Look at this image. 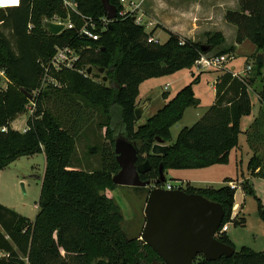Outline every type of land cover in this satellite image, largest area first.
Here are the masks:
<instances>
[{
	"label": "trees",
	"instance_id": "16d2710c",
	"mask_svg": "<svg viewBox=\"0 0 264 264\" xmlns=\"http://www.w3.org/2000/svg\"><path fill=\"white\" fill-rule=\"evenodd\" d=\"M238 1L239 9L225 15L226 22L237 29L236 44L248 41L264 50V0ZM67 2L76 4V9ZM110 2L118 11L113 21L108 20L101 0H18L0 10V70L8 80L7 88L0 91V171L22 157L43 153L46 159L40 211L34 221L0 204V252L5 254L0 264H165L140 238L126 237L121 210L107 195L108 188H117L112 181L119 172L115 138L124 136L136 143L139 162L149 161L151 170L141 177L144 181L158 180L161 164L165 173L224 164L230 151L238 147L241 120L252 113L249 88L256 77L238 78L222 71L213 105L193 126L182 129L175 142L172 127L182 121L187 109L200 106L192 84L144 124L137 126L135 114L139 88L145 81L192 69L202 56L233 54L234 47L223 48V34H206L208 41L202 44L164 29L168 40L150 44L149 38L160 27L147 33L134 15L124 13L120 0ZM44 19H58L74 27L53 36L44 29ZM89 19L96 24L97 41L79 34ZM202 45L211 50L203 53ZM66 47L79 55L75 68L53 73L62 88L49 86L35 96L56 49ZM215 49L220 51L214 53ZM263 65L256 63L257 77ZM88 67L104 69L107 82L82 74ZM258 100L259 114L245 132L251 151L247 169L252 178L264 180V85ZM31 103L35 108L28 130H14L11 125ZM52 103L60 109H51ZM85 109L100 114L98 128L105 130L111 144L89 149L91 154L101 153L102 168L93 172L74 164L78 132L87 121ZM158 141L169 147L165 156L151 155ZM244 190L253 194L246 180ZM184 191L222 205L225 219L221 228L229 223L236 194L230 185L219 189L188 185ZM256 200L264 222V207ZM218 240L233 247L235 254L211 262L201 257L194 264H264V252L248 247L236 251L226 233Z\"/></svg>",
	"mask_w": 264,
	"mask_h": 264
},
{
	"label": "rangeland",
	"instance_id": "374dc122",
	"mask_svg": "<svg viewBox=\"0 0 264 264\" xmlns=\"http://www.w3.org/2000/svg\"><path fill=\"white\" fill-rule=\"evenodd\" d=\"M182 1V0H180ZM159 4L163 16L171 17V6L178 9H183L185 5L179 4L178 0H127L124 6V13H130L135 16H141L144 12L143 25L146 27V32L150 33L151 27L149 23L154 24V29L162 28L155 17L154 8ZM139 5V8L136 7ZM170 13V14H169ZM162 16V13H161ZM173 18V17H171ZM153 29V30H154ZM160 44H164L168 40V35L163 30L155 33ZM197 42L206 44L208 37L206 35L196 37ZM220 50L215 49L213 52L218 53ZM235 53V51H234ZM259 54V49L252 43L246 41L236 51V58L226 65L227 71L231 73H240L251 65L252 71L247 73L246 77H256V82L249 88V95L251 98L252 115L255 116L259 110L258 93L262 90L264 85V65L260 71V76H256L258 71L256 65V58ZM264 54V50H263ZM229 69V70H228ZM93 74L97 73L96 69ZM222 71L211 70L208 73L199 75L198 70L194 67L188 70H182L175 75L164 76L147 80L143 83L141 88L142 97H148L152 102L143 120H139L137 126L144 124V120L148 118L151 113H154L163 102V91L168 83H171L168 89L172 94V98L184 87L192 84L195 96L200 100V106L189 110L178 127L175 126L172 130L174 140H176L182 128L191 127L195 123L193 121L194 109L202 110L213 104L215 98V91L213 85L220 76ZM199 77V82L194 83ZM179 79V80H177ZM177 80V82H173ZM182 81V82H178ZM7 88V81H0V91ZM48 91V90H47ZM171 98V99H172ZM51 109L57 110L53 103L50 105ZM59 107V105H58ZM163 108V107H162ZM34 108L29 105L26 107V112L21 115L11 126L14 130L25 132L28 130V120L32 116ZM87 120L84 127L78 132L77 136V154L75 158V165L87 171L101 170V153L91 154L89 149L94 146L110 147V140L105 135V130H99L98 123L100 122V114L85 109ZM246 119V118H245ZM249 154L248 143L245 134H240L238 147L230 151L228 162L224 164L215 165L205 169L198 170H167L166 184H170L174 188L188 187V182L193 188H203L210 186L214 189H219L225 185L231 184L237 187L235 194V202L233 208V215L229 221V231L226 233L228 237L233 239L236 251H240L243 247L251 248L255 252H264V222L259 217L258 202L256 198L260 199L264 207V181H253L251 176L247 174V156ZM243 160V161H242ZM74 162V161H73ZM46 159L43 153L31 156L22 157L8 167L0 171V204L6 207L22 210L25 217H33L31 211L38 205L42 177L45 171ZM248 178V179H247ZM249 182L253 189V194L244 190V181ZM235 182V183H234ZM151 188H131L118 186L115 189L108 188L107 195L114 200V203L120 208L123 217L122 229L127 238H140L144 225L145 214L144 210L147 203ZM21 212V211H20Z\"/></svg>",
	"mask_w": 264,
	"mask_h": 264
},
{
	"label": "water",
	"instance_id": "95a60500",
	"mask_svg": "<svg viewBox=\"0 0 264 264\" xmlns=\"http://www.w3.org/2000/svg\"><path fill=\"white\" fill-rule=\"evenodd\" d=\"M101 1L108 20H115L118 15L117 8L110 0ZM2 9L5 7L0 5V10ZM43 27L53 36L66 30L64 23L48 19L43 20ZM210 50L211 47L202 45L203 53ZM256 63L264 64L263 50L259 51ZM93 70L88 67L87 75L107 82L104 69H99L95 74ZM145 108L146 106L136 108L137 119H141ZM168 148L163 141H158L152 147L151 155L165 156ZM114 153L119 172L113 176L112 181L117 187L151 188L144 210L146 222L140 240L153 249L163 263L194 264L201 257L211 262L222 257L230 258L235 254L233 247L216 238L225 219L222 205L200 195L187 194L181 189L169 191L159 187L166 184L163 164L159 167L158 180H142L141 177L150 172L151 165L149 161L139 162L138 145L124 136L115 138Z\"/></svg>",
	"mask_w": 264,
	"mask_h": 264
},
{
	"label": "crops",
	"instance_id": "0c3cea01",
	"mask_svg": "<svg viewBox=\"0 0 264 264\" xmlns=\"http://www.w3.org/2000/svg\"><path fill=\"white\" fill-rule=\"evenodd\" d=\"M178 2H179V4H183L185 6H184L183 9H178V10H177L176 7H174V9H173L171 6H169V8L171 9V14L170 13L169 14L173 18H171V17L168 18L167 16H163V11H161V9L159 7V4H156V6L153 7L154 8L153 9L154 10L153 14L156 17L158 24L160 26L162 25V28H158L157 31H159V30H163L164 31V29H166V30L172 31L174 33H177V34L181 35L182 37L191 39V40L196 41V42H197V39H199V38H196V37H201V36H204L206 34L222 33L223 36L225 37V40H226L225 44L223 45V48L227 49V48L234 47L235 48V53H233V55H235L237 49L243 45V44L242 45H237L236 44L237 29H236L235 26L227 23L226 20H225V15H226V12L228 10H238L239 9V1L238 0H182V1L178 0ZM161 13H162V16H161ZM145 15L146 14L144 12L142 13V11H141L142 18H145ZM152 25L154 26L153 22H152ZM153 26L151 27V30L154 29ZM155 35L156 34H154V38L156 37ZM155 39L158 41L157 38H155ZM208 72H210V70L209 71H205L203 73H208ZM214 72H216V71H214ZM203 73H201L199 75H202ZM217 79H216V81H217ZM177 80H179V79H177ZM177 80H175L173 82H177ZM178 82L180 83L182 81H178ZM142 85H143V83L140 85V87ZM170 86H172L171 83H168L165 86V90L163 91L162 96L164 94H167V99L166 100L163 99L162 104L159 106L161 108L164 107L165 104L169 100H171V98H172V94H171V92L168 89ZM212 88L215 91L214 93H215V96H216L215 86L213 85ZM257 98H258V96H257ZM214 101H215V98H214ZM258 102H259V100H258ZM137 104L139 105V107H143V106L145 107L146 106V108H145V110H144V112L142 114L141 119H139V120H143V118L146 115L148 109L151 107L152 102L149 100L148 97H145V98L142 97L141 88H139V97L137 99ZM212 105H210L209 107H207L205 109H202V110L201 109L200 110L194 109V111H193L194 115H193V120H192L193 122L192 123H196ZM252 106H253V104H252ZM161 108H158L157 110H154L156 112L151 113L148 116V118H146L144 120V123L147 121V119H149L154 114H156ZM191 109L193 110V108H189V109L186 110L184 117L186 116L188 111L191 110ZM252 111H253V109H252ZM259 111H260V104H259L258 113L255 116L253 115L251 118H249L252 115V113H251L250 116H246V117L242 118L241 123H240L242 134H245V132L250 127V125L254 122V120L256 119V117L259 114ZM184 117H183V119H184ZM183 119L178 124L183 122ZM178 124H176V125H178ZM175 126L172 127L171 134H172V130H173V128H175ZM178 127H179V125H178ZM184 128H186V126ZM184 128H182V129H184ZM181 130H180V132H181ZM172 140H173V142L176 141V140H174L173 135H172ZM248 149H249V146H248ZM249 154H250V156L248 155V153L246 154L247 159L249 157L248 162H249V160L251 158L250 149H249ZM248 162H247V167H248ZM247 174L250 176V174L248 172V169H247ZM252 180L253 181H256V180L264 181L263 179H258V178H252ZM187 184L191 185V183L188 182V180H187ZM208 188H212V187L207 186V187H203L201 189H208ZM7 208H10V207H7ZM235 208H236V211H237L238 207L236 206V207H234V209ZM10 209H13L17 213H19L20 215L24 216V212L22 210H20V209L18 210L17 207L10 208ZM39 211H40V209H39V207L37 205L31 211V213L33 214V217H27V218H29L31 221H34L36 216L38 215ZM236 211L234 212V215H237V214H235ZM229 230L230 229H228V231ZM229 239L234 244L233 239H231L230 237H229Z\"/></svg>",
	"mask_w": 264,
	"mask_h": 264
},
{
	"label": "built area",
	"instance_id": "2783aa9c",
	"mask_svg": "<svg viewBox=\"0 0 264 264\" xmlns=\"http://www.w3.org/2000/svg\"><path fill=\"white\" fill-rule=\"evenodd\" d=\"M127 0H120L121 4L124 5ZM68 6L73 8L74 10L76 9V4L67 2L66 3ZM137 9L139 6L136 7ZM134 18L136 20V23L138 25H143V18L142 16H135ZM53 22L56 23H62L60 20L56 19ZM65 24V23H64ZM152 25L151 23H149ZM66 29H73L74 25L71 23L65 24ZM144 26V25H143ZM96 29V24L92 21V19H89L88 22L80 29L79 34L86 39H92L94 41L99 40V35L96 34L94 31ZM158 42L154 37L149 38L148 43H155ZM236 58L235 55L229 54V55H223V56H202L196 63H195V68L198 70L199 74L205 72V71H227L226 65L232 62ZM79 59L78 53L69 47L66 48H57L56 53L53 56V58L50 60L48 65L44 69V77L42 79L41 87L40 90L35 92V96H37L40 92L46 90L49 86H52L53 88L60 89L62 88V85L60 84L59 81H57L53 77V73H58L64 69L72 70L75 68V65ZM253 66L248 65L243 72L240 73H232L235 77L238 78H244L246 77L247 73L252 71ZM82 74H84L86 77H92L87 75V71L83 70L81 71ZM6 80L8 84V80L5 74L4 70H0V81L1 80ZM99 81V80H98ZM217 81L214 83V86H216ZM31 106L35 108V104L31 103ZM3 132H6L7 129L3 128ZM230 186L233 190H237V187L233 184L230 183ZM164 189L166 190H174V189H181L182 188H174L170 184H166ZM232 216H234L232 214ZM229 229V223L223 225V227L217 232L216 238L218 239L222 235L228 232ZM5 256L4 253L0 252V258Z\"/></svg>",
	"mask_w": 264,
	"mask_h": 264
},
{
	"label": "snow or ice",
	"instance_id": "6c2138e0",
	"mask_svg": "<svg viewBox=\"0 0 264 264\" xmlns=\"http://www.w3.org/2000/svg\"><path fill=\"white\" fill-rule=\"evenodd\" d=\"M18 0H0V4L2 3H8V4H15Z\"/></svg>",
	"mask_w": 264,
	"mask_h": 264
},
{
	"label": "bare ground",
	"instance_id": "6f19581e",
	"mask_svg": "<svg viewBox=\"0 0 264 264\" xmlns=\"http://www.w3.org/2000/svg\"><path fill=\"white\" fill-rule=\"evenodd\" d=\"M0 5H2L3 7H5V6H7V5H13V4L2 3V4H0Z\"/></svg>",
	"mask_w": 264,
	"mask_h": 264
},
{
	"label": "flooded vegetation",
	"instance_id": "af4514ba",
	"mask_svg": "<svg viewBox=\"0 0 264 264\" xmlns=\"http://www.w3.org/2000/svg\"><path fill=\"white\" fill-rule=\"evenodd\" d=\"M166 174V173H165ZM150 193V192H149Z\"/></svg>",
	"mask_w": 264,
	"mask_h": 264
}]
</instances>
